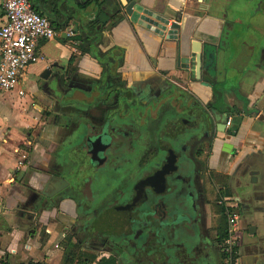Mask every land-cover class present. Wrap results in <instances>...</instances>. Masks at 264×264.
<instances>
[{"label": "crops", "instance_id": "crops-1", "mask_svg": "<svg viewBox=\"0 0 264 264\" xmlns=\"http://www.w3.org/2000/svg\"><path fill=\"white\" fill-rule=\"evenodd\" d=\"M127 1L31 0L34 11L54 20L58 36L38 41L16 88L0 93V264H61L60 255L55 263L51 256L80 206L74 196L40 190L54 177L67 183L64 191L74 185L66 151L84 138L79 121L109 114L107 91L114 90L130 92L145 108L155 99L152 114L166 123L197 121L175 141L191 173L187 203L181 196L175 203L189 220L171 243L175 261L197 240L209 261L234 207L242 231L228 263L154 264H264V0H133L169 23L179 21L169 40L131 24L123 13ZM4 20L0 6V25ZM193 43L204 54L197 80ZM105 76L112 85H103ZM104 87V95L86 97ZM36 254L41 261L22 263ZM84 261L98 264L94 256Z\"/></svg>", "mask_w": 264, "mask_h": 264}, {"label": "flooded vegetation", "instance_id": "flooded-vegetation-1", "mask_svg": "<svg viewBox=\"0 0 264 264\" xmlns=\"http://www.w3.org/2000/svg\"><path fill=\"white\" fill-rule=\"evenodd\" d=\"M49 20L53 24L54 20ZM112 97L105 118L79 121L85 128L84 138L66 151L65 158L73 168L70 183L74 185L58 192L62 185L55 181L48 185L49 179L41 194L49 197L58 192L62 199L72 196L77 199L80 213L72 225L64 226L68 235L81 219L82 209L88 211L83 239H72L74 243L83 240L86 253L90 252L97 263L207 262L208 257L198 240L183 254L182 261H175L171 249L178 227L186 230V224L189 225L187 215L175 212V203L177 196L187 203L185 182L191 179V173L181 163L184 148L177 147L175 152V141L181 131L196 126L197 121L166 123L152 114L158 102L155 99L145 108L136 100H130L132 95L128 91L122 90ZM133 108L142 115L132 116ZM87 135L91 137L90 147L86 145ZM227 231L228 227L223 238L216 234L210 245L209 263H228L235 258L236 233L230 257L223 252ZM241 238L238 224L237 248Z\"/></svg>", "mask_w": 264, "mask_h": 264}, {"label": "built area", "instance_id": "built-area-1", "mask_svg": "<svg viewBox=\"0 0 264 264\" xmlns=\"http://www.w3.org/2000/svg\"><path fill=\"white\" fill-rule=\"evenodd\" d=\"M4 22L0 25V93L13 91L18 84V74L35 58L38 41H49L58 36L51 21L34 11L31 0H0ZM22 95V91L18 92ZM22 165L16 163V168ZM236 210L228 214L227 238L223 252L230 257L237 231Z\"/></svg>", "mask_w": 264, "mask_h": 264}, {"label": "water", "instance_id": "water-1", "mask_svg": "<svg viewBox=\"0 0 264 264\" xmlns=\"http://www.w3.org/2000/svg\"><path fill=\"white\" fill-rule=\"evenodd\" d=\"M123 13L128 18V21L131 24L137 25L158 37H165V39L167 40L171 39L172 35H175L177 30L179 29L178 20H174L172 23H169L168 20L158 17V15H155L148 9L144 8L142 5L135 3L133 0L127 1V3L124 5ZM72 25L74 27V32H76V26H78V22L73 21ZM203 56L204 54L201 47L198 46L197 43H193L191 45L189 54L192 79H199V72L203 65ZM48 72L49 71H47V73ZM228 116L229 114L221 115V120L218 125L220 131H224ZM87 137L88 135L86 136V145L90 147L91 137ZM224 147L226 149H229L230 145L224 144ZM54 179L56 180V183L62 185V187L58 191L66 187L67 183L64 180L57 177H54Z\"/></svg>", "mask_w": 264, "mask_h": 264}, {"label": "rangeland", "instance_id": "rangeland-1", "mask_svg": "<svg viewBox=\"0 0 264 264\" xmlns=\"http://www.w3.org/2000/svg\"><path fill=\"white\" fill-rule=\"evenodd\" d=\"M102 69V68H101ZM95 84V83H94ZM99 85L100 83H96V85ZM101 85V84H100ZM103 85L106 87V85H112V83L107 79V77L105 76L104 77V82H103ZM98 88L97 89V92H95V91H93L91 94H89V96H86V97H90V98H92V97H94L95 95H97V94H101V95H104V93H105V90H106V88ZM114 87V86H113ZM99 91V92H98ZM114 93H118V91H112V92H109L108 93V91H107V94H109L110 96L109 97H112L113 96V94ZM75 94H73L72 96H74ZM119 96V95H118ZM121 96H123V95H121ZM121 96H119V97H121ZM84 98V96L82 97V99ZM113 98V97H112ZM114 99H115V96H114ZM123 99V98H122ZM113 102L116 104V102H115V100H113ZM133 111H132V113H133V115L132 116H138V117H140L142 114H141V112H140V110H138V109H132ZM138 112V113H137ZM140 112V113H139ZM169 116H171V115H169ZM165 117H168V114L165 116ZM69 122L71 121V118L69 119H67ZM168 121H169V119H168ZM67 122V121H66ZM63 134V133H62ZM70 136V138H72L73 136L72 135H69ZM61 137H64V136H62L61 135ZM77 140H80V138L79 139H77ZM81 141H82V139H81ZM71 178V177H70ZM72 179V178H71ZM76 184V183H75ZM81 188V187H80ZM29 203H31V200H30V202H29V200H28V204ZM87 214H88V211H84L83 209H82V213L80 214V216H81V219H79L78 221H76V224H75V226H74V231H70V233H69V235L66 237V239L65 240H61V242H59V253H57V254H55L54 256H51V263H55V262H57L58 261V256L60 257V263L62 264L63 262H64V255L67 253V252H72V253H74V254H76V257H75V259H73V263H83V262H85L84 261V259L87 257H89L90 256V254H87L86 253V250H85V247H84V242H83V240H82V242L81 241H79L78 243H74L73 241H72V237H77V239L79 238V239H83V231H84V229H86V228H84V223H87L88 222V217H86L87 216ZM85 217V218H84ZM83 218V219H82ZM37 224H40L39 222L37 223ZM86 231H87V229H86ZM73 233V234H72ZM62 253H63V257H62V260H61V256H62ZM36 257H34V258H27V259H23L22 260V263H28V262H32V261H41V260H39V254H36L35 255ZM75 256V255H74ZM40 257H41V254H40ZM90 260V259H89ZM88 260V261H89ZM87 262V261H86ZM88 264V263H87ZM119 264H154V263H119Z\"/></svg>", "mask_w": 264, "mask_h": 264}, {"label": "trees", "instance_id": "trees-1", "mask_svg": "<svg viewBox=\"0 0 264 264\" xmlns=\"http://www.w3.org/2000/svg\"><path fill=\"white\" fill-rule=\"evenodd\" d=\"M74 255L75 254L72 253V252H67L64 255V262L62 264H77V263H73V259H75V256ZM30 264H34V263H30ZM35 264H40V263H35ZM78 264H87V263H78ZM98 264H115V263H98Z\"/></svg>", "mask_w": 264, "mask_h": 264}]
</instances>
